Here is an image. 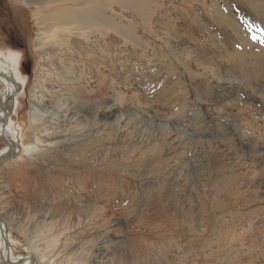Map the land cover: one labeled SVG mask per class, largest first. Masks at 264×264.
<instances>
[{
  "label": "rangeland",
  "instance_id": "obj_1",
  "mask_svg": "<svg viewBox=\"0 0 264 264\" xmlns=\"http://www.w3.org/2000/svg\"><path fill=\"white\" fill-rule=\"evenodd\" d=\"M7 3L30 49L0 33V70L25 85L9 121L25 154L0 163L12 258L264 264V0H109L120 30L68 41L46 21L67 5ZM75 82L94 92L31 121L34 89L53 102Z\"/></svg>",
  "mask_w": 264,
  "mask_h": 264
},
{
  "label": "bare ground",
  "instance_id": "obj_2",
  "mask_svg": "<svg viewBox=\"0 0 264 264\" xmlns=\"http://www.w3.org/2000/svg\"><path fill=\"white\" fill-rule=\"evenodd\" d=\"M30 1L32 3L37 2L39 4H42L43 2H46V1H51V2L53 1V2H56V3H59V4L67 5V8H65L63 11H61L59 13H56V14L53 13L55 11V7L48 8L47 14L51 15V16L47 17V20H46L47 23L49 24V27L54 30L55 34H57L61 38L64 37L63 39L66 40V41L69 40V37H70L69 36V31H70V29L74 28V27L76 28V30H81V28L89 30L88 31L89 35L98 33L97 31H100L102 33L103 37H107L109 32L113 31L114 29L120 30L119 28L115 27V25L113 24L112 17L110 18V15H109V13H110L109 12V5H110L109 0H98L93 5H87L85 7H80V8L76 7V5H73V3H70L69 0H30ZM62 41L60 43H62ZM60 43L58 42V45ZM13 53L17 54L15 52H13ZM94 53H95V51H94ZM17 55L19 56V54H17ZM18 58L20 59V56ZM96 59H97V57H96ZM4 61H6L7 65L11 66V68L13 67V65L9 62V58H7V60L4 59ZM87 61H91L92 63L95 64L94 56L91 54V52L89 53ZM63 70H64L63 72H65V74L70 79L72 77H74V73H72L74 71V69L70 68L69 71H67L66 69H63ZM0 72L4 73V74H7L6 72L1 71V70H0ZM89 72H90V70H89ZM7 75L11 76L10 74H7ZM105 76H106V73H105ZM11 77H13V76H11ZM90 77H93V75H90ZM13 78L16 79L17 83H11L10 81H8V80L3 78L4 80H6L7 92L8 93L6 94L5 99L3 100V102L1 103V106H0V108H1V111H0V138L3 139V140L8 141L11 144L12 147L10 148L8 146L4 151H2L0 153V158L2 156L8 155L10 153V151H12V150H13V152H15V154L16 153L21 154V155L25 154V153H22V151H21L22 149L19 146L18 141L15 138V136H13L12 131H10V127H9L10 126V124H9L10 115L14 111V108H15V105H16L17 96L20 94V92H22V90L25 89V85H24L23 82L19 81L16 77H13ZM85 78L86 77L83 76L81 81H83ZM70 79H68V81ZM94 79H96V76L94 77ZM71 80H73V79H71ZM101 81L103 83V76L101 78ZM64 85L66 86L65 87V90L67 91L66 95L63 96V97H60L58 95V98L56 97V99H55V97L54 98L51 97V99H54L53 102H52V100L50 101V98H49V100H47V102L44 101L45 96H46L45 92L44 91H39L38 92L36 89H34V91H33V107L31 109V114H30L31 115V121L33 123L38 119V117H42L43 114L47 115L50 112L53 113V111L55 109L61 110L64 107H66L65 108L66 111L70 110V107L72 106V104H71L72 101H76V99H78L79 102H81L82 99L87 96V93L92 94L94 92L92 90H90L89 92L88 91L86 92L84 87L80 86L78 84V82L72 83V86H67L65 83H64ZM101 90H104L103 86L101 87ZM15 92L19 93V94H17L15 100H13V101L9 100L10 96L14 95ZM85 101H86V98H85ZM4 102H6L5 103V107H2ZM97 102H100V101H97ZM88 103H87V105H88ZM39 114H42V115L40 116ZM91 116H94V114H92ZM37 129H38V127H37ZM88 188H90V186H88ZM91 191L95 192L96 191V187L92 188ZM3 227H5V226L3 225ZM4 231H5V228H4ZM5 235H6V238L8 239V234L6 233ZM2 242H3V249L2 248H1L2 250L0 249V255H1V258L5 259L6 255H8V254H7V248L5 247L3 238H2ZM11 258H12V256H11ZM22 259H24V258H19L17 260H22ZM12 260H14V259L12 258ZM17 260H14V261H17ZM26 264H32V263L31 262H27Z\"/></svg>",
  "mask_w": 264,
  "mask_h": 264
},
{
  "label": "flooded vegetation",
  "instance_id": "obj_3",
  "mask_svg": "<svg viewBox=\"0 0 264 264\" xmlns=\"http://www.w3.org/2000/svg\"><path fill=\"white\" fill-rule=\"evenodd\" d=\"M0 24V33L6 41V46L14 51L22 52V59H24V55L25 58L28 57L30 53L29 44L23 41L26 30L23 28L24 25L22 26L23 22L19 21L15 12L9 8L7 0H0ZM21 67L28 69L26 62H22ZM29 72L30 70L27 71V74Z\"/></svg>",
  "mask_w": 264,
  "mask_h": 264
},
{
  "label": "water",
  "instance_id": "obj_4",
  "mask_svg": "<svg viewBox=\"0 0 264 264\" xmlns=\"http://www.w3.org/2000/svg\"><path fill=\"white\" fill-rule=\"evenodd\" d=\"M0 77L6 79L8 81H10L11 83H17L15 78H13V77H11V76H9L7 74H4V73H1L0 72ZM17 94H19V93L15 92L14 95H11L10 96L9 100H11V101L15 100ZM5 103L6 102L3 103L2 107H5ZM3 141L10 148L12 147L11 144L8 141H6V140H3ZM15 155L16 154H15V152H13V150L10 151V153L8 155L2 156L0 158V163H4V162H6L8 160L14 159L16 157ZM3 225H4L3 224V220H2V218L0 216V234H1L2 238H3V240H4V244H5V247L7 248V254H8V255H6V258L4 259V261L7 264H26L27 262H31L32 264H36V262L34 261V259H32L30 257H26V258H24L22 260H17V261L12 260L11 254H10L11 252H10V249L8 248V239L6 238V235H5L6 233L4 231Z\"/></svg>",
  "mask_w": 264,
  "mask_h": 264
}]
</instances>
